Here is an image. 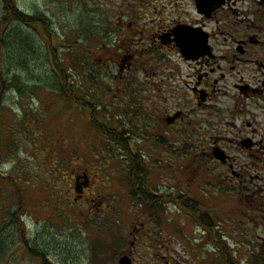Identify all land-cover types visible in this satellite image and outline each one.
I'll use <instances>...</instances> for the list:
<instances>
[{"label": "rangeland", "instance_id": "374dc122", "mask_svg": "<svg viewBox=\"0 0 264 264\" xmlns=\"http://www.w3.org/2000/svg\"><path fill=\"white\" fill-rule=\"evenodd\" d=\"M127 2L130 0H17V5L22 12L42 13L52 19L49 35L63 59V69L71 77V85L80 81L84 66L81 65L87 58L90 63L84 67L86 71L97 75L98 84L108 86L112 78L107 75L109 67L105 61L112 52L108 47L103 49V43L93 36V27L104 30L107 25L103 22L126 10ZM156 2L148 0L147 6L153 7ZM11 27L26 32L19 23ZM27 34H35V30L30 29ZM41 42L47 48L46 54L42 53V60L32 61L31 71L17 80V84L25 83L34 93L22 96L14 87L13 92H7L0 111V264H114V249L122 246L128 229L138 226L139 221L147 222L150 219L147 214L155 211L145 202L146 197L134 195L145 188L146 192L152 190L163 195L160 226L165 230V241L177 244V252H184L185 247L200 256L234 257L241 264H260V258L264 264L262 150L252 156L234 153L238 160H252L253 169L258 168V177L256 169L245 176L250 179L254 175L255 195L239 193L253 188L247 180L248 187L221 185L223 193L216 192L221 190L218 186L208 184V174L217 173L212 168L213 161L203 153L204 149L189 152L193 147L190 142L198 144L205 138L160 139L164 145L157 150L152 137L142 147V138L133 136L128 140L130 146L146 161L141 168L144 175L133 178L124 167L126 156L115 153L120 154L115 142L110 148L114 157L105 154L107 143L103 146L105 159L99 156L101 142L106 139L83 110L84 107L93 110L95 104L101 112V103L108 100L101 96L83 107L56 93L51 87L56 84V75L46 58L50 57V51L46 41ZM73 60L79 68L69 67ZM75 87L78 91V86ZM106 92L104 88L102 93ZM79 99L87 104L80 96ZM198 163L200 166H196ZM54 169L58 175L52 177L50 172ZM76 169L78 174L91 175L100 198L75 203ZM137 180L141 188H136ZM174 187L193 197L206 196L200 211L211 216L212 222L205 226L202 219L196 221L192 218L195 215L182 209L179 202L182 196L175 197ZM91 192L97 194L95 190ZM256 243L260 244L258 248L254 246ZM33 248L38 250L36 254L31 251Z\"/></svg>", "mask_w": 264, "mask_h": 264}, {"label": "flooded vegetation", "instance_id": "af4514ba", "mask_svg": "<svg viewBox=\"0 0 264 264\" xmlns=\"http://www.w3.org/2000/svg\"><path fill=\"white\" fill-rule=\"evenodd\" d=\"M156 1L152 7L147 6L148 0H130L125 4L126 10L103 22L112 52L105 61L112 82L108 86L98 84L97 75L85 69L77 84L78 95L87 104L101 96L108 100L101 103V112L109 116L108 126L116 130L118 139L138 135L143 147L152 137L158 150L164 145L160 139L205 138L198 144L190 142L193 147L189 152L204 149L203 153L213 161L212 168L217 173L208 174V184L218 186L217 189L221 185L248 187L247 180L253 188L239 193L255 195L254 175L250 174L251 180L245 177L255 164L252 160V165L238 160L234 153H264V0H204L202 11L197 0H185L186 4H179L183 0ZM178 41L188 42L189 59ZM83 110L92 120L93 110ZM125 145L122 150L131 160L129 154L137 151L129 141ZM217 149L227 155V162L215 158ZM144 164L146 161L140 156L141 175ZM254 169L258 177V168ZM88 176L87 186L76 195V203L101 196ZM143 183L145 188L146 181ZM138 187L141 188L139 181ZM94 190L96 195L91 192ZM173 190L176 198L182 196L183 208L191 201L199 202L200 207L206 198L193 197L175 187ZM140 191L145 192L146 188ZM148 197L145 202L151 204L154 213L147 214V222L139 221L138 226L128 229L122 246L114 249V264H241L234 257L214 259L206 254L196 255L185 247L184 252H177V244L165 241V230L160 226L163 195L151 190ZM151 207L146 206L149 211ZM205 214L197 211L195 217ZM254 246L258 248L260 244Z\"/></svg>", "mask_w": 264, "mask_h": 264}, {"label": "trees", "instance_id": "16d2710c", "mask_svg": "<svg viewBox=\"0 0 264 264\" xmlns=\"http://www.w3.org/2000/svg\"><path fill=\"white\" fill-rule=\"evenodd\" d=\"M14 23L21 24L24 28H26V32H19L17 30L12 29V25ZM50 25H52V19L50 17L45 16L42 13H35V14H27L22 12L18 5L17 0H0V111L2 105L5 103L6 94L8 91L13 92L16 88L17 91L22 95L32 94L34 93L33 89L28 88V85L23 83L22 85L17 84V80L22 77V75L28 74L31 71L30 64L32 61H40L43 58V52L47 51V48L43 47L42 39H44L48 45L50 51V57L46 55L47 60L49 61L50 65L53 68V71L56 75V84L51 86L55 88V92L66 96L71 102L75 104H81L82 106H88V104L81 102L78 96V91L74 85L70 84V75L67 73V69H63V59L61 55H59L58 49L53 46L52 36L49 35ZM95 23L93 24V26ZM10 29L11 31H8ZM30 29L35 30V34H27L30 32ZM97 27H93V36L100 39L99 43L104 41V37L102 35L104 32L97 30ZM51 31V30H50ZM52 32V31H51ZM87 38V37H86ZM46 50V51H45ZM44 58V59H46ZM88 61L84 60V64L81 65H88ZM79 68L74 62L72 61V65L69 66ZM64 70V71H63ZM27 86V87H25ZM15 87V88H14ZM92 105V104H91ZM95 105V104H94ZM93 107L92 112V123L98 130V132H102L104 134L103 139L106 141L101 142L102 151L98 152L101 156L105 154L111 156L114 154L113 151L110 149L113 147V143L115 142V147L117 151L120 152L119 156H126L125 152L122 148L125 143H128V139H118L115 137L116 130L112 128V126H108L109 116L107 113H100L99 109L96 105ZM0 112V113H1ZM100 115H104L103 121L100 118ZM112 128V129H111ZM121 141L124 143L122 144ZM113 142V143H112ZM107 143L108 150L107 153L104 154L103 146ZM122 153V154H121ZM131 160L127 159L126 157L123 158V162L125 163V169H129L133 178L141 176V172L139 171L138 163H140V154L139 153H130ZM61 164L60 161H58ZM105 163H108L105 161ZM103 164V163H102ZM129 164V166H127ZM60 171V169L58 170ZM51 176L54 177L58 174L55 173V169L51 170ZM139 181V180H137ZM150 194V193H149ZM149 194L145 191L135 192L134 195H137L140 199L146 197L148 200ZM180 203H182L179 200ZM22 200H19V209L21 212L22 209ZM183 208V206H181ZM188 213L194 215V212L200 211L199 203L195 201H191L188 203L187 208H183ZM15 216V212H14ZM16 217V216H15ZM201 219L207 224L212 222L211 217H201ZM33 253L36 254L34 250H31ZM46 263V262H45Z\"/></svg>", "mask_w": 264, "mask_h": 264}, {"label": "water", "instance_id": "95a60500", "mask_svg": "<svg viewBox=\"0 0 264 264\" xmlns=\"http://www.w3.org/2000/svg\"><path fill=\"white\" fill-rule=\"evenodd\" d=\"M197 3H198L199 10L202 11L203 7H204V0H197ZM178 43H179V46L181 47V49L183 51V54L186 56L187 59H189L191 57V52L189 50L188 42L187 41H184V42L178 41ZM214 155H215V157L218 160H220L222 162H226L227 161L226 154L223 151H221L220 149H217L214 152ZM81 179H84L85 183L83 182V184H81V182H80ZM87 181H88L87 175H83L82 177H78L77 178V183H76V187H75L76 193L80 194L82 192V188L81 187L82 186H87Z\"/></svg>", "mask_w": 264, "mask_h": 264}]
</instances>
